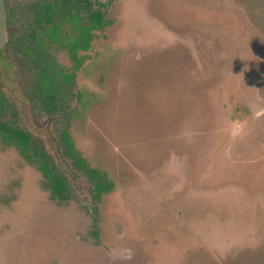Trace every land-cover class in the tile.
I'll list each match as a JSON object with an SVG mask.
<instances>
[{
    "label": "rangeland",
    "instance_id": "rangeland-1",
    "mask_svg": "<svg viewBox=\"0 0 264 264\" xmlns=\"http://www.w3.org/2000/svg\"><path fill=\"white\" fill-rule=\"evenodd\" d=\"M106 19L77 71L49 50L74 75L52 116L26 94L28 66L0 54L16 124L71 197L53 201L0 139V264H264V0H113ZM65 125L108 186L98 201L62 153Z\"/></svg>",
    "mask_w": 264,
    "mask_h": 264
},
{
    "label": "trees",
    "instance_id": "trees-1",
    "mask_svg": "<svg viewBox=\"0 0 264 264\" xmlns=\"http://www.w3.org/2000/svg\"><path fill=\"white\" fill-rule=\"evenodd\" d=\"M112 1L39 0L28 7L12 8L8 12L7 26L12 33L6 50L18 56V65L28 66L30 88L26 94L32 102L38 100L40 108L47 115L67 110L74 78L73 74H66L56 65L49 50H66L74 62L73 69L77 71L81 65L77 52L89 48L94 31L103 30L110 24L106 19V9ZM20 19H24V24L17 28L15 22ZM14 109L0 90V139L15 146L28 165L41 173L44 189L50 192L53 201L68 202L71 198L69 184L56 170L50 155L36 143L30 133L16 124L17 111ZM69 120L68 117L65 119L66 124ZM67 130L65 125L59 136L62 153L79 172L93 181V199L98 201L108 186L102 182L103 177L88 168L85 160L75 153ZM92 234L98 237L97 231Z\"/></svg>",
    "mask_w": 264,
    "mask_h": 264
},
{
    "label": "water",
    "instance_id": "water-1",
    "mask_svg": "<svg viewBox=\"0 0 264 264\" xmlns=\"http://www.w3.org/2000/svg\"><path fill=\"white\" fill-rule=\"evenodd\" d=\"M9 40V33L6 26V10L4 0H0V54L5 49Z\"/></svg>",
    "mask_w": 264,
    "mask_h": 264
},
{
    "label": "flooded vegetation",
    "instance_id": "flooded-vegetation-1",
    "mask_svg": "<svg viewBox=\"0 0 264 264\" xmlns=\"http://www.w3.org/2000/svg\"><path fill=\"white\" fill-rule=\"evenodd\" d=\"M99 1V0H98ZM110 1V0H109ZM109 1H107V2H109ZM4 2H5V10H6V26H7V17H8V12L11 10V8H10V4H9V0H4ZM106 2V3H107ZM113 2V1H112ZM112 2H111V4H112ZM111 4L108 6V8L111 6ZM107 10V9H106ZM7 29H8V26H7ZM9 39H10V35H9ZM8 43H9V40H8ZM8 43H7V45H8ZM6 45V46H7ZM6 46H5V49H6ZM4 49V50H5ZM3 50V51H4ZM2 51V52H3ZM80 51H82V50H80Z\"/></svg>",
    "mask_w": 264,
    "mask_h": 264
}]
</instances>
